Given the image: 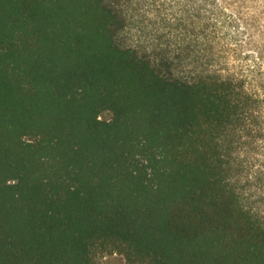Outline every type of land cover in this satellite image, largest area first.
I'll return each instance as SVG.
<instances>
[{
  "label": "trees",
  "instance_id": "obj_1",
  "mask_svg": "<svg viewBox=\"0 0 264 264\" xmlns=\"http://www.w3.org/2000/svg\"><path fill=\"white\" fill-rule=\"evenodd\" d=\"M263 1L0 0V264H264Z\"/></svg>",
  "mask_w": 264,
  "mask_h": 264
},
{
  "label": "rangeland",
  "instance_id": "obj_2",
  "mask_svg": "<svg viewBox=\"0 0 264 264\" xmlns=\"http://www.w3.org/2000/svg\"><path fill=\"white\" fill-rule=\"evenodd\" d=\"M250 5V4H249ZM251 14L249 13L248 18L254 17L257 21V24L264 26V1L260 5H252ZM256 42L259 43L261 36H259L258 31L255 32ZM245 39L244 37L242 38ZM264 48V47H262ZM248 50H245L247 53ZM252 55V54H251ZM246 62V61H245ZM244 62V63H245ZM103 118L109 120L111 118L110 114L103 115ZM240 159L243 161L244 166L246 167L245 175H259L262 173L264 175V150L257 148L255 150H248V148H243L240 151ZM248 172V173H247ZM93 264H139L130 262L123 254L114 252L99 253L94 259Z\"/></svg>",
  "mask_w": 264,
  "mask_h": 264
}]
</instances>
